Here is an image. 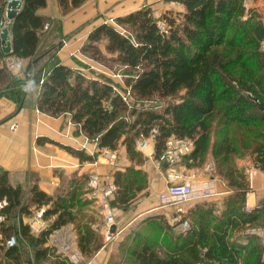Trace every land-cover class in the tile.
Listing matches in <instances>:
<instances>
[{
  "label": "trees",
  "instance_id": "obj_1",
  "mask_svg": "<svg viewBox=\"0 0 264 264\" xmlns=\"http://www.w3.org/2000/svg\"><path fill=\"white\" fill-rule=\"evenodd\" d=\"M86 1L58 3L66 15ZM174 1L184 10L161 15L168 33L160 32L148 5L113 17L123 32L105 22L88 32L81 52L121 74L123 85L104 73L88 75L60 60L50 64L62 42L48 50L44 41L61 32L62 22L38 13L47 0H24L9 24L12 52L6 54L0 47V95H13L20 103L28 87L39 84L35 103L39 111L51 117L69 116L76 134L97 141L94 154L59 143L81 164L95 162L103 148L125 146L131 163L112 174L117 185L113 204L119 208L132 205L149 184L148 172L141 168L146 156L137 149V140L154 127L159 130L156 159L173 137L194 140L192 153L181 161L187 167L202 165L212 154L219 177L232 190L222 215L206 201L199 203L185 214L191 219L190 230L176 232L168 222L160 249L157 240L147 237L131 253L128 249L125 254L136 259L135 264H264L262 238L241 232L264 226V200L253 211H245L250 185L238 165V159L249 156L264 171V16L247 7L246 0ZM0 6L4 13L6 1L0 0ZM51 21L47 31L45 24ZM102 42L113 56L103 53ZM11 55L28 59L23 78L12 76L3 63ZM88 176V171L62 172L51 194L36 183L14 185L9 172L0 169V199L8 203L1 233L12 236L9 221L18 212L31 214L30 204L37 209L44 206L43 217L53 218L42 235L24 226L19 241L26 242L27 249L17 243L7 248L6 255L17 258L29 251L23 259L30 264H76L48 245L53 233L67 224L75 225L84 256L100 249L102 238L82 215L89 203L83 198Z\"/></svg>",
  "mask_w": 264,
  "mask_h": 264
},
{
  "label": "crops",
  "instance_id": "obj_2",
  "mask_svg": "<svg viewBox=\"0 0 264 264\" xmlns=\"http://www.w3.org/2000/svg\"><path fill=\"white\" fill-rule=\"evenodd\" d=\"M146 4H150L151 7L158 8V10L161 9L163 12L184 10V6L174 0H87L80 8L63 15L58 0H47V6L40 8L38 13L45 18L61 19L62 22L61 32L50 34L44 41L46 47H49L48 50L60 41L61 35L75 34L71 43L60 48L50 64L60 60L66 65L76 67L72 56L79 58L75 51H80L81 44L88 36V32L97 24L105 21L102 18L104 14H109L110 17L106 18L110 19L127 14V12ZM246 6L255 8L264 16V0H246ZM92 22L94 24H91ZM27 62L28 59L21 62L23 68L21 72H17L16 78L24 77ZM30 87L24 95L26 98L22 107L17 106L13 95H0V169L9 172L10 180L14 185L27 187L36 183L38 187L52 194L59 183L60 173L70 175L72 172H79L75 166L79 163V159L56 142L77 148L86 144L89 151L94 149L95 144L86 140V136L71 133V130L76 129V127L70 121V126L67 125L66 121L69 117L52 118L48 116V118L43 117L44 123H37L36 117L39 118L41 113H36L35 103L38 90L35 91L33 85ZM14 122L17 123L15 129L10 127ZM46 138H50L52 142L46 141ZM54 141L56 142L53 143ZM117 153L116 164L112 166L107 164L105 160L99 159L95 166L90 163V166L93 167L92 170L98 171L103 177H107V175L112 177L116 168L124 170L131 163L127 157L125 146L120 145L117 148ZM154 154L155 146L153 145L145 153L146 161L141 167L148 172L149 184L138 200L118 211L115 224H113L117 238L113 242L106 243L105 241L104 215L95 208L97 206L87 204L88 207L95 208V212L91 214L89 209L84 207L82 215L85 218L83 221L91 224L92 230H95L102 238L103 246L91 256H84L78 246V231L74 224H67L58 229V232L55 231L50 237L48 245H53L61 250L62 243L73 240L81 252V262H77V264H135L136 259L128 257L125 253L129 252L128 249L131 253L134 245L146 237L150 241L157 240V244H160L157 249H160L162 238H166L167 228H165V224L172 217V207L162 205L158 193L173 182V175L178 174L179 179L183 181L192 179L205 181L208 179V174L206 176V167L203 166L205 162L200 166H192L191 168L183 163L167 167L164 163L158 164ZM211 157L212 154L209 153L207 155L208 160ZM249 158L252 161V158ZM243 160H247V158L239 159V165L245 166ZM247 163L249 162L246 161ZM90 166L89 168H92ZM253 180V187L247 195L248 201H253L251 206H256L257 203L264 200V171H258ZM215 181L218 194L207 200H196L194 203L206 201L214 207L216 214L222 215L225 200L232 190L229 189L226 181L218 182L216 177ZM185 211L188 212L187 209ZM174 228L176 232L182 231L180 227ZM55 234L58 240L55 239ZM54 241L56 244H53Z\"/></svg>",
  "mask_w": 264,
  "mask_h": 264
},
{
  "label": "built area",
  "instance_id": "obj_3",
  "mask_svg": "<svg viewBox=\"0 0 264 264\" xmlns=\"http://www.w3.org/2000/svg\"><path fill=\"white\" fill-rule=\"evenodd\" d=\"M6 5L8 2L12 0H5ZM7 9V6H6ZM6 9L5 12L2 13V8L0 6V19L2 17H6ZM6 24L9 26L11 23L10 20L6 19ZM105 23L110 25H115L121 32L123 29L116 23L115 19L112 18L110 20H105ZM51 26L50 23L45 25V29H48ZM157 26L159 27L160 32L168 33V26L166 22L163 20H157ZM1 21H0V32H1ZM64 42V41H63ZM1 47V45H0ZM5 60V66H9L12 70L14 69L17 72L22 71V67L20 66L21 62L20 59L17 57H9ZM41 82L42 79L40 80ZM127 95L124 96V99L127 100ZM11 128L15 129L16 123H12L10 125ZM159 130L158 128L154 127L150 133L146 136L141 135L140 138L137 140V148L141 151H144L147 146H153L156 143V136L158 135ZM87 138V137H86ZM88 140V139H87ZM95 144L93 150H90V154H94L98 151L97 141L92 140ZM81 148H86V144L81 146ZM193 143L187 139H180V138H170L167 143L166 147L163 149L160 155V161L162 163L174 164L177 163L181 159V157L185 154L192 153ZM104 158L107 164L114 165L118 158L117 151L103 149L100 151V157L93 163L92 165H97L98 160ZM215 169L210 167V171L208 172V179L205 181H193V182H174L179 178L177 175L176 178H173V182L166 188L162 189L158 193V198L160 203L164 206L172 207V217L170 219V224L175 227H180L182 231H188L191 229V222L188 218L185 217V209L184 203L196 201V200H207L208 198L214 197L218 194L216 188V181H215ZM251 183H253V177L250 175ZM117 191V185L114 183L113 178L108 176L103 177L101 173L98 171L90 172L88 176V180L85 187V197L86 199H91L97 201L100 206L101 214L104 215V223H105V241L111 242L117 238V233L113 229V224H115L117 213L120 210L119 207L113 204L115 193ZM8 205L7 200L0 199V227L6 220V215L4 213L5 207ZM256 207V206H254ZM254 207L249 205L245 206V211L251 212L253 211ZM45 208H41L36 214L33 216L34 218L31 220L41 221L40 227L34 228L32 223H30L32 230L34 232L42 233L43 228H45L46 221L44 220L43 213ZM264 231L263 228H255L251 230H245L243 234L247 235H255ZM58 232V231H57ZM56 237V234H55ZM18 240L15 234H12L9 238L6 239L5 248H12L14 245H17ZM61 252H64L66 256L70 258V260L79 262L81 259V252L78 247L75 245L73 240H67L66 242L61 244ZM201 264V263H198Z\"/></svg>",
  "mask_w": 264,
  "mask_h": 264
},
{
  "label": "rangeland",
  "instance_id": "obj_4",
  "mask_svg": "<svg viewBox=\"0 0 264 264\" xmlns=\"http://www.w3.org/2000/svg\"><path fill=\"white\" fill-rule=\"evenodd\" d=\"M146 5H148V6H150V8L152 9V11H153V16L154 17H156V18H158V20H164L163 18H162V14L164 13L161 9H159L158 10V8H153V7H151L152 5H150V4H146ZM175 11H178V10H175ZM166 12V11H165ZM99 16V15H98ZM110 17V15L109 14H104L103 16H102V18L103 19H105V20H110V19H112V18H106V17ZM52 20H55V19H53V18H51ZM58 20H60L61 21V19H58ZM165 21V20H164ZM47 23H50L51 24V26L48 28V29H46L47 31H49L51 28H52V21L51 22H47ZM46 23V24H47ZM45 24V25H46ZM91 24H94V22H92ZM91 26V25H90ZM88 37V36H87ZM87 37H86V39H87ZM75 38V34L73 35H67L66 37L65 36H61L60 37V41L62 42L61 43V45H60V47H59V49L60 48H62V47H64V46H67V44H69V43H71V41H72V39H74ZM85 39V40H86ZM84 40V41H85ZM64 41V42H63ZM84 41L82 42V44L84 43ZM82 44H81V46H82ZM81 48V47H80ZM59 49H58V51H59ZM101 49H103V53L106 55V56H113L112 54H110L107 50H106V48H104V45H103V42H102V44H101ZM75 54H77L78 55V57L79 58H76V57H74V56H72L73 58V62H74V64L75 65H77L78 66V68L82 71V72H85V73H87L88 75H92V76H96L98 73H104V75H105V77L107 78H111V79H113V80H115L116 82H118V83H121V84H123L124 85V79L121 77V74H119L118 72H113L111 69H109L105 64H102V63H97V62H94L92 59H89L88 58V56L87 55H85L84 53H82L81 52V50L80 51H78V50H76L75 51ZM9 57H15V56H8L7 58H9ZM7 58H5V59H7ZM19 59V58H18ZM23 61V59L21 60L20 59V62H22ZM79 62H81L82 64H80ZM3 63H5V60L3 61ZM20 66L23 68V66H22V63L20 64ZM8 67V69L10 70V73L12 74V76H14L15 78H16V75H17V71H15L14 69H10L9 68V66H7ZM114 67H118L116 64H114L113 65V68ZM119 69H120V67H118ZM99 78V77H98ZM40 85L38 84V86L36 85L35 86V91H39V87ZM31 87H28V89H30ZM26 94V93H25ZM25 97V96H24ZM26 98V97H25ZM17 102V101H16ZM22 102V101H21ZM20 102V103H21ZM19 102H17V106L20 104ZM36 113L37 114H39L40 112V117L38 118V117H36V122L37 123H44V118L43 117H47L48 118V114H46V113H43L42 111H39L37 108H36ZM43 114H45V115H47V116H45V115H43ZM49 117H51V116H49ZM55 117V116H54ZM54 117H52V118H54ZM65 117H69V116H65ZM69 121L71 122V120H70V117L68 118V121H66V123H68L67 125H69ZM71 124L73 125V123L71 122ZM16 126H17V123H16ZM70 126V125H69ZM76 127V126H75ZM71 133H73L74 135H77L76 134V129H72L71 130ZM85 137V136H84ZM174 138V137H173ZM88 138H86V140H87ZM187 140H190V141H192V143H193V148H194V140L191 138V139H188V138H186ZM46 141H50V142H52V140L50 139V138H46ZM88 141H92V140H90V139H88ZM56 141H54L53 143H55ZM93 142V141H92ZM56 144H59V142H56ZM72 146V145H71ZM155 146V145H154ZM73 147H76V146H73ZM150 147L151 146H147L146 148H145V150L144 151H142V153H146L147 151H149L150 150ZM77 148V147H76ZM79 149H84V150H87V152H89V149H87V147L86 148H81V147H78ZM192 148V149H193ZM103 149H107V148H103ZM103 149H101V150H103ZM138 149V148H137ZM110 150V149H109ZM139 150V149H138ZM113 151H117V149L116 150H113ZM141 151V150H140ZM192 152V151H191ZM90 153V152H89ZM118 154V153H117ZM189 154H191V153H188V154H185V155H183L182 157H181V159L179 160V161H177V163H174V164H168V165H166L167 167L169 166V167H173V166H176L178 163H181V161H182V159L185 157V156H187V155H189ZM99 156H98V158L100 157V152H99V154H98ZM97 158V159H98ZM154 158H155V154H154ZM247 158V160H243L244 161V163H245V166H241L242 168H244V170H245V173H246V176H247V180L249 181V190H248V192H247V194L250 192V190H251V188L253 187V183H251V180H250V175L253 177V179H254V177L256 176V174H257V172L258 171H260L261 169H259V168H257L255 165H253L252 164V161H251V159L248 157V156H246V157H244V158H240V159H246ZM101 159H103V160H105L104 158H101ZM157 160V162H158V164H160V165H162V163H163V161H162V163L160 162V161H158L159 159H156ZM239 160V159H238ZM106 161V160H105ZM246 161H248L249 163H247L246 164ZM90 163L91 162H86L85 164H81V162H80V160H79V163L78 164H76L75 166L78 168V170H79V172L82 170V168H84V170H82V172L81 173H83V172H86V171H88L89 172V174H90V172H92V171H94V170H92L93 169V167L92 166H90ZM93 163V162H92ZM116 164V163H115ZM87 165V166H86ZM238 165H239V161H238ZM251 165H252V167H251ZM89 166L90 167H92V168H89ZM203 166L204 167H206L205 168V173H206V176H207V174H208V172L210 171V167H213L214 169H215V177H216V179H217V181L219 182V181H223L220 177H219V175H218V173H217V166L215 165V161H214V158H213V156L211 157V159L210 160H208V158H206V160H205V163L203 164ZM96 171V170H95ZM173 175V174H172ZM178 175V174H177ZM177 175H173L172 176V178H176L177 177ZM112 178H113V176H112ZM88 180V179H87ZM183 180H180L179 178H177V180L176 181H174V182H182ZM193 181H200L199 179H192V180H190V182H193ZM187 182H189V181H187ZM217 182V183H218ZM253 182H254V180H253ZM87 183V182H86ZM86 187V186H85ZM218 191V190H217ZM246 194V195H247ZM85 195H86V193L83 195L84 197V200H88L89 201V203L88 204H90V205H94V206H97V207H95L96 209H98V211L100 212L101 211V209H100V206H99V204L97 203V201H95V200H91V199H86V197H85ZM27 197V196H26ZM25 197V198H26ZM202 202H204V201H198V202H195L194 203V200L193 201H191V202H187V203H184L183 205H184V209L186 210H188V212L191 210V209H193V207L194 206H196V205H198L199 203H202ZM251 204H253V201H248V195H247V199H246V201H245V206L246 205H249V206H251ZM257 205H258V203H257ZM256 205V206H257ZM43 208H45L44 206H42ZM41 207V208H42ZM251 207H254V206H251ZM29 208H30V210H31V214H29V213H23V214H19V212L16 214V215H14V216H12V219L9 221V224L10 225H12L13 227H12V229L9 231L10 232V234L12 235V234H15L16 235V237H17V240H18V245H19V247H20V245H22L23 246V248H25V250L27 249L26 248V246H27V243L26 242H20L19 241V238H23V235H22V233H21V231H22V229L24 228V226H26L27 224L29 225V229H30V232L32 233V234H34V235H36V236H38V235H42V233H43V230H45V229H47L48 228V226H49V224L52 222V220H53V218H45L44 217V220L46 221V224H45V228H43V230H42V233H37V232H34L33 230H32V227H31V225H30V223H32V225H33V227L34 228H39L40 227V225H41V221H37V220H33V222H31V220L34 218L33 216L36 214V212L37 211H39L41 208H39V209H37L36 208V205H34V204H30V206H29ZM86 208V207H85ZM87 208L89 209V212L92 214V213H94L95 212V208L93 209V208H91V207H88L87 206ZM120 210L122 209V208H119ZM186 212V211H185ZM190 213V212H189ZM8 218H7V216H6V220H7ZM171 219V218H170ZM169 219V220H170ZM190 220V222H191V219H189ZM170 222V221H169ZM255 228H263L264 229V226H254V227H248V228H246V229H244V230H242L241 232H243V231H245V230H251V229H255ZM60 229V228H59ZM55 233V232H54ZM53 233V234H54ZM117 233V232H116ZM256 235H259L261 238H262V240H263V242H264V231H262V232H260V234L259 233H256ZM8 238V236H6L4 233H1L0 232V264H30V263H27V260L25 259H23V258H27V255H28V253H29V251L27 252V255L25 254V255H19V257H15V255L16 254H14V255H11V256H7L6 255V250H7V248H5V242H6V239ZM55 239H57L58 240V238L56 237ZM114 241V240H113ZM113 241H111V242H113ZM29 243V242H28ZM106 243H109V242H106ZM53 244H56V242L54 241L53 242ZM53 246V245H52ZM59 252H61V251H59ZM61 254H62V256H64V257H66L69 261H70V258L68 257V256H66L65 255V253L64 252H61ZM72 261V260H71ZM73 262H75V261H73ZM81 262V260L78 262V263H80ZM76 264H77V262H76Z\"/></svg>",
  "mask_w": 264,
  "mask_h": 264
},
{
  "label": "water",
  "instance_id": "obj_5",
  "mask_svg": "<svg viewBox=\"0 0 264 264\" xmlns=\"http://www.w3.org/2000/svg\"><path fill=\"white\" fill-rule=\"evenodd\" d=\"M24 0H12L7 3V9H6V17H2L0 19L1 21V32H0V45H1V50L4 51L6 54L12 52V36H10V29L9 26L6 24V19L12 20L19 12L21 9V5ZM28 69H26V74H27ZM24 99L20 103V107L23 106L24 104ZM164 165H167V163H164Z\"/></svg>",
  "mask_w": 264,
  "mask_h": 264
}]
</instances>
